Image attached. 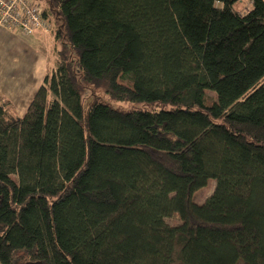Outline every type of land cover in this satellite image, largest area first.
I'll return each mask as SVG.
<instances>
[{
    "label": "trees",
    "instance_id": "trees-1",
    "mask_svg": "<svg viewBox=\"0 0 264 264\" xmlns=\"http://www.w3.org/2000/svg\"><path fill=\"white\" fill-rule=\"evenodd\" d=\"M35 1L55 61L23 118L0 94V264H264V0Z\"/></svg>",
    "mask_w": 264,
    "mask_h": 264
},
{
    "label": "rangeland",
    "instance_id": "rangeland-1",
    "mask_svg": "<svg viewBox=\"0 0 264 264\" xmlns=\"http://www.w3.org/2000/svg\"><path fill=\"white\" fill-rule=\"evenodd\" d=\"M248 7L249 4L244 1L240 2L236 8L238 10H246ZM51 35L44 34L43 36L46 37L44 40L37 39V37L25 39L16 31L4 32L0 30V49L2 48L0 56L5 58L4 64H0V88L7 86L8 83H12L16 88V91L11 93L10 96L6 95L8 90L0 91V94L12 102L14 113L18 118L25 116L35 93L43 83L48 73L44 72V68L49 72L54 68L55 27L54 33ZM96 95L102 100L111 103L114 107L121 109L132 108L127 103L110 102L102 91H97ZM210 95L212 96V93ZM214 188L215 181L211 180L206 188L195 193L194 202L203 204L212 195ZM166 221L170 225L180 223L177 216L167 218Z\"/></svg>",
    "mask_w": 264,
    "mask_h": 264
},
{
    "label": "built area",
    "instance_id": "built-area-1",
    "mask_svg": "<svg viewBox=\"0 0 264 264\" xmlns=\"http://www.w3.org/2000/svg\"><path fill=\"white\" fill-rule=\"evenodd\" d=\"M0 27L18 30L25 39L54 33L53 24L35 0H0Z\"/></svg>",
    "mask_w": 264,
    "mask_h": 264
},
{
    "label": "crops",
    "instance_id": "crops-1",
    "mask_svg": "<svg viewBox=\"0 0 264 264\" xmlns=\"http://www.w3.org/2000/svg\"><path fill=\"white\" fill-rule=\"evenodd\" d=\"M0 30L1 31H4V32H12V31H16L18 34H19V32H18V30H8V29H6V28H3V27H0ZM20 35V34H19ZM21 36V35H20ZM50 36V35H49ZM52 36V35H51ZM22 37V36H21ZM35 37H37V39H41V40H44V38H46V37H44L43 35H37V36H35ZM43 38V39H42ZM2 50V48L0 49V51ZM18 60V59H17ZM4 62H5V58H4V56H0V64H4ZM18 62V61H17ZM44 72H48V71H46V68H44ZM40 87V86H39ZM39 89V88H38ZM5 90H8V94H6V93H4V94H6L7 96H10V94L11 93H13L14 91H16V88H15V85H13L12 83H8L7 84V86H2L1 88H0V91L2 92V91H5ZM36 94V93H35ZM35 96V95H34Z\"/></svg>",
    "mask_w": 264,
    "mask_h": 264
}]
</instances>
